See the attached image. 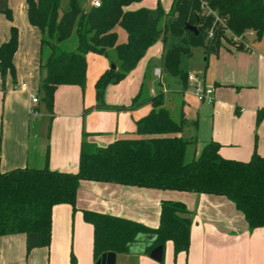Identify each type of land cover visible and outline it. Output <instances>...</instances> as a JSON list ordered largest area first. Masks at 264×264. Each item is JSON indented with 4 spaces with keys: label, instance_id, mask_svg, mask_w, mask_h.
<instances>
[{
    "label": "trees",
    "instance_id": "trees-1",
    "mask_svg": "<svg viewBox=\"0 0 264 264\" xmlns=\"http://www.w3.org/2000/svg\"><path fill=\"white\" fill-rule=\"evenodd\" d=\"M25 1L27 19L40 32L39 68L44 76L39 91L49 112L58 86L78 85L84 92L88 53L110 58L115 68L104 70L96 79V103L85 108L84 114L92 109L134 110L144 105H149L150 110L135 122V132L140 137L119 138L105 147L82 145L74 173L47 166L0 173V236L37 233V246L48 247L52 208L69 204L75 209L83 180L224 196L243 215L249 231L264 227V156L254 150L247 161L224 158L219 152L220 144L210 140L197 156L185 162L188 145L196 142L195 137L182 135L191 123L184 117L183 101L174 114L164 105L162 89L149 93L146 82L151 64L129 105L104 102L106 87L124 79L158 39L163 43L170 36L178 40L163 48L160 66L178 76L184 88L188 73L179 68L180 57L190 55L191 47L201 45L208 55L217 54L225 41L237 50H250L251 44L264 36V0H173L167 12L159 7L125 9L140 0H99V6H93L91 0L88 4L87 0ZM187 25L195 26L197 33ZM117 27L126 32L123 43L118 42ZM11 32L9 40L0 44L2 77L7 73L15 76L13 55L18 43L16 30ZM263 117L264 107L258 111L256 122ZM82 214L93 229L94 263L103 253L127 252L139 234L155 235L146 245L145 254L168 241L174 255L187 252L189 247L192 218L181 201L162 200L159 222L154 228L106 213L83 210ZM70 264H77L73 255Z\"/></svg>",
    "mask_w": 264,
    "mask_h": 264
},
{
    "label": "crops",
    "instance_id": "crops-1",
    "mask_svg": "<svg viewBox=\"0 0 264 264\" xmlns=\"http://www.w3.org/2000/svg\"><path fill=\"white\" fill-rule=\"evenodd\" d=\"M116 32L118 42H125L126 32L122 31L121 40L117 28ZM263 37L253 42L248 51L231 46L229 51L235 62L228 60L226 71L214 75L211 101H199L192 93L195 82L187 81L180 101H183L184 117L191 124L184 129L183 136L195 137L196 142L199 139L202 146L210 140L218 142L224 158L247 161L254 150L264 156V117L256 122L258 111L264 107ZM5 40L1 37L0 44ZM162 52L156 59H145L136 78L131 79L127 74L117 84H109L104 102L129 105L138 93L141 73L144 75L148 64L155 70L148 82L149 93L154 94L161 85ZM26 60L29 63L26 61L21 68L16 61L15 78L9 73L0 75V173L45 166L74 173L82 145L105 147L119 138H133L135 122L150 110L149 105H144L134 110L92 109L84 114L85 108L96 103V79L114 63L108 57L88 53L84 92L78 85L58 86L49 112L41 102L39 91L44 71L39 68L36 73L32 54ZM195 76L198 83L206 86L205 79ZM31 95L38 97L37 103L31 102ZM184 100L189 103L186 108ZM31 110L39 115L34 116ZM196 155L197 148L193 157ZM184 194L83 180L77 190L75 209L69 204L52 208L49 246L28 249V236L23 233L0 236V264H68L69 248L78 259L77 264H94L93 229L83 220V210L120 216L154 228L159 222L162 200L181 201L187 206L192 218L187 252L174 255L168 241L163 246L162 261H156L149 254L138 252L141 243L136 241L125 255L116 254V264L120 256L121 264H161L163 259L164 264H264V227L249 231L243 215L224 196Z\"/></svg>",
    "mask_w": 264,
    "mask_h": 264
},
{
    "label": "rangeland",
    "instance_id": "rangeland-1",
    "mask_svg": "<svg viewBox=\"0 0 264 264\" xmlns=\"http://www.w3.org/2000/svg\"><path fill=\"white\" fill-rule=\"evenodd\" d=\"M91 2V1H90ZM173 0H140L138 2H133L129 5L130 11H135L140 8H147V9H156L161 8L163 11H169ZM89 3V0L86 1V4ZM12 29L16 30L17 33V49L13 55V66H14V73H18V65L16 61L19 63V67L25 63L26 56H30L32 54V59L36 63V73H39V30L37 27L31 25L27 19V5L25 0H0V38H6L5 41L9 40L11 37ZM118 31H120L119 39H122V28L117 27ZM229 35L230 32H226ZM249 39H252L253 36H248ZM73 41V39H72ZM4 42V41H3ZM178 42L177 39L173 38L172 36L169 37L166 43H163L161 39H158L154 44L147 48L144 55L140 58L137 62L135 67L129 72V77L136 78L138 69H140V65L145 59H156L162 52L163 48L170 46L171 44H176ZM252 42V40H251ZM264 45V37L261 42ZM253 44V43H252ZM231 44L222 41L219 47V52L217 54H207L204 51V48L201 45L191 47V54L190 55H181L179 68L184 72H188L193 75H197L200 79H205L206 86L211 87L214 83V75L216 73H223L228 68L226 62L228 60L235 62L234 56H231L232 53L229 51L231 48ZM207 56L208 59L204 60V57ZM229 61V62H230ZM28 62V61H27ZM29 63V62H28ZM21 68V67H20ZM161 69V67H159ZM225 70V71H224ZM21 71V70H20ZM155 72L153 68L149 70V76L147 79V86L148 82L151 79L152 72ZM141 77L143 80V72L141 73ZM155 74V73H154ZM156 75V74H155ZM14 76V78H15ZM125 78V77H124ZM140 81V85L142 83ZM161 85L162 89L164 90V105L168 108L172 113H176L179 107V102L181 100V95L183 94V83L178 76L172 75L168 72L163 71L161 75ZM157 86L155 89V93L158 92L160 86ZM154 93V94H155ZM180 95V96H179ZM185 99V98H184ZM185 101V100H184ZM185 108L188 106V101L184 102ZM192 106V104L190 105ZM185 112V111H184ZM190 120V119H188ZM190 123V121H188ZM140 137L138 134H135L133 138ZM197 148V154L200 152L202 148V144L197 139V142L194 144H189L184 160L185 162L191 161L193 157L194 149ZM197 156V155H196ZM155 189V188H153ZM161 191H170L173 195H181V193L189 194L190 192L187 191H179V190H169V189H158ZM167 193V192H166ZM184 194V195H186ZM167 196V194H166ZM167 198V197H166ZM175 200V199H174ZM181 200V199H180ZM45 248L46 246H39ZM124 255L126 254L123 252ZM122 253V254H123ZM73 255L76 259L74 253H72L71 249H68L67 253V263L70 264V256ZM119 257L117 260V264H121V258ZM164 259L161 264H164ZM78 262V261H77ZM135 264H139L135 262Z\"/></svg>",
    "mask_w": 264,
    "mask_h": 264
},
{
    "label": "water",
    "instance_id": "water-1",
    "mask_svg": "<svg viewBox=\"0 0 264 264\" xmlns=\"http://www.w3.org/2000/svg\"><path fill=\"white\" fill-rule=\"evenodd\" d=\"M186 28L189 29L190 31H193L194 33H197L195 26L187 25ZM110 68L114 69L115 64L111 63ZM154 239H155V235L153 234H139L136 237V241H140L141 243L140 247L138 248V252L144 253L146 245L151 243ZM38 243H39V235L37 233H30L27 238V247L28 248L36 247ZM149 256L156 261H162L163 246L159 245L153 248L150 251ZM94 264H116V253L114 252L103 253L102 256Z\"/></svg>",
    "mask_w": 264,
    "mask_h": 264
},
{
    "label": "built area",
    "instance_id": "built-area-1",
    "mask_svg": "<svg viewBox=\"0 0 264 264\" xmlns=\"http://www.w3.org/2000/svg\"><path fill=\"white\" fill-rule=\"evenodd\" d=\"M91 4L93 6H99V0H91ZM218 19V17L216 18ZM221 21L220 19H218ZM209 36H212V32L209 33ZM188 80L195 82V85L193 86L192 93L197 97L199 101H211L212 100V93L213 89L211 87H206L202 85L201 83H198L196 80V76L193 74H188ZM22 87H25V84H22ZM31 102L37 103L38 97L36 95H31ZM31 113L34 116H38L39 113L35 110H31Z\"/></svg>",
    "mask_w": 264,
    "mask_h": 264
}]
</instances>
